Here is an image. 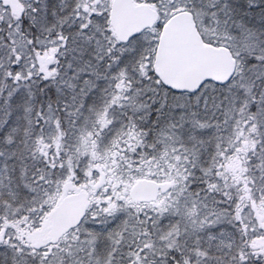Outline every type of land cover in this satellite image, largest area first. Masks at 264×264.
I'll list each match as a JSON object with an SVG mask.
<instances>
[{"label":"snow or ice","instance_id":"snow-or-ice-1","mask_svg":"<svg viewBox=\"0 0 264 264\" xmlns=\"http://www.w3.org/2000/svg\"><path fill=\"white\" fill-rule=\"evenodd\" d=\"M0 264H264V0H0Z\"/></svg>","mask_w":264,"mask_h":264}]
</instances>
